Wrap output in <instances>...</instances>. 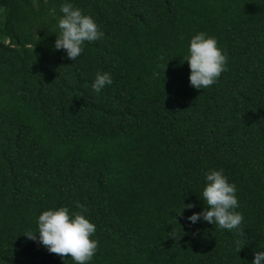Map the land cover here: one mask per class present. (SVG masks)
I'll list each match as a JSON object with an SVG mask.
<instances>
[{
    "label": "trees",
    "instance_id": "trees-1",
    "mask_svg": "<svg viewBox=\"0 0 264 264\" xmlns=\"http://www.w3.org/2000/svg\"><path fill=\"white\" fill-rule=\"evenodd\" d=\"M64 3L104 33L75 61L54 47ZM199 32L227 56L205 89L184 60ZM97 72L113 81L99 93ZM213 169L236 186L231 231L188 220ZM77 202L96 225L88 264H252L264 251V0H0V264H65L24 233Z\"/></svg>",
    "mask_w": 264,
    "mask_h": 264
},
{
    "label": "clouds",
    "instance_id": "clouds-1",
    "mask_svg": "<svg viewBox=\"0 0 264 264\" xmlns=\"http://www.w3.org/2000/svg\"><path fill=\"white\" fill-rule=\"evenodd\" d=\"M62 17L58 21L59 34L55 41L56 49H63L67 57L75 61L83 52L85 41L94 42L104 36L96 21L71 3L61 7ZM190 68V85L196 89L211 87L217 82L222 72L226 71L227 56L218 47L215 37L204 32L195 34L190 40L189 55L185 59ZM113 83L108 72H97L92 84L94 91L99 93L106 85ZM207 184L202 191V199L206 207L202 212L193 213L188 217L192 223L203 219L221 229L229 231L238 228L243 220L238 207L236 186L229 183L222 170H210L206 175ZM81 209L70 213L67 207L61 206L44 210L38 217V230L24 233L28 239L38 240L47 250L65 259L70 257L75 264H88L96 254L98 241L92 239L96 225L84 215L87 208L76 203ZM189 203L184 208H192ZM39 233L38 237L36 233ZM184 232L173 235L179 240ZM241 248L238 247L239 252ZM252 264H264V251H256Z\"/></svg>",
    "mask_w": 264,
    "mask_h": 264
}]
</instances>
